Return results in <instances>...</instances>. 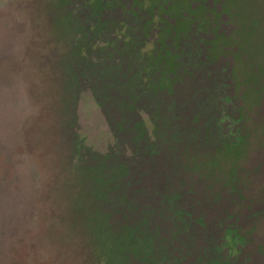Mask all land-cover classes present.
Returning a JSON list of instances; mask_svg holds the SVG:
<instances>
[{"label": "rangeland", "instance_id": "obj_1", "mask_svg": "<svg viewBox=\"0 0 264 264\" xmlns=\"http://www.w3.org/2000/svg\"><path fill=\"white\" fill-rule=\"evenodd\" d=\"M0 264H264V0H0Z\"/></svg>", "mask_w": 264, "mask_h": 264}, {"label": "trees", "instance_id": "obj_2", "mask_svg": "<svg viewBox=\"0 0 264 264\" xmlns=\"http://www.w3.org/2000/svg\"><path fill=\"white\" fill-rule=\"evenodd\" d=\"M237 149H238V147H237ZM228 238H231L232 241L237 242V243H239L242 240V238H241V236L239 234H237V233H235L233 231H230V230H229Z\"/></svg>", "mask_w": 264, "mask_h": 264}]
</instances>
